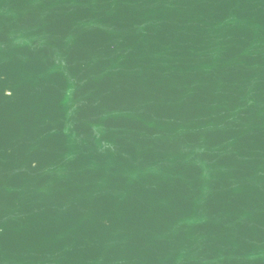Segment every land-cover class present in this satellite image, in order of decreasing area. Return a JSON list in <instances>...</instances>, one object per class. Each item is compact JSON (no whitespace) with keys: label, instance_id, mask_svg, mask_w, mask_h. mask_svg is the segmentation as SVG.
Listing matches in <instances>:
<instances>
[{"label":"water","instance_id":"95a60500","mask_svg":"<svg viewBox=\"0 0 264 264\" xmlns=\"http://www.w3.org/2000/svg\"><path fill=\"white\" fill-rule=\"evenodd\" d=\"M0 264H264V0H0Z\"/></svg>","mask_w":264,"mask_h":264}]
</instances>
